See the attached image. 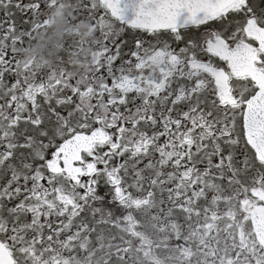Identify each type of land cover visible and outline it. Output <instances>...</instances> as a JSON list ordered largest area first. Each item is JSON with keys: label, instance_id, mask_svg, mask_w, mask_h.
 I'll return each instance as SVG.
<instances>
[{"label": "flooded vegetation", "instance_id": "af4514ba", "mask_svg": "<svg viewBox=\"0 0 264 264\" xmlns=\"http://www.w3.org/2000/svg\"><path fill=\"white\" fill-rule=\"evenodd\" d=\"M0 243L13 264H264V0L163 28L0 0Z\"/></svg>", "mask_w": 264, "mask_h": 264}, {"label": "water", "instance_id": "95a60500", "mask_svg": "<svg viewBox=\"0 0 264 264\" xmlns=\"http://www.w3.org/2000/svg\"><path fill=\"white\" fill-rule=\"evenodd\" d=\"M133 26L163 28L188 24L224 9L235 0H102ZM0 264H13L0 244Z\"/></svg>", "mask_w": 264, "mask_h": 264}]
</instances>
